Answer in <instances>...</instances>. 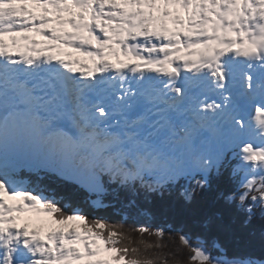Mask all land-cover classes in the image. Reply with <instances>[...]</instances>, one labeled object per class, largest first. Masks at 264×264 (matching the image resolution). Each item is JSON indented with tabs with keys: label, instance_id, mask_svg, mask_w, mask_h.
<instances>
[{
	"label": "snow or ice",
	"instance_id": "1",
	"mask_svg": "<svg viewBox=\"0 0 264 264\" xmlns=\"http://www.w3.org/2000/svg\"><path fill=\"white\" fill-rule=\"evenodd\" d=\"M0 264H264V0H0Z\"/></svg>",
	"mask_w": 264,
	"mask_h": 264
},
{
	"label": "trees",
	"instance_id": "2",
	"mask_svg": "<svg viewBox=\"0 0 264 264\" xmlns=\"http://www.w3.org/2000/svg\"><path fill=\"white\" fill-rule=\"evenodd\" d=\"M103 215H109V219H111L113 221H116V222H119V218L118 217H112L110 214H103ZM126 226H128V225H126ZM136 235L138 237V234H136ZM148 239L150 240V242H154V238L149 237ZM165 243H168V241L165 240ZM165 251H167V249H165Z\"/></svg>",
	"mask_w": 264,
	"mask_h": 264
},
{
	"label": "rangeland",
	"instance_id": "3",
	"mask_svg": "<svg viewBox=\"0 0 264 264\" xmlns=\"http://www.w3.org/2000/svg\"><path fill=\"white\" fill-rule=\"evenodd\" d=\"M77 223H79V222H77Z\"/></svg>",
	"mask_w": 264,
	"mask_h": 264
},
{
	"label": "bare ground",
	"instance_id": "4",
	"mask_svg": "<svg viewBox=\"0 0 264 264\" xmlns=\"http://www.w3.org/2000/svg\"><path fill=\"white\" fill-rule=\"evenodd\" d=\"M171 26V25H170Z\"/></svg>",
	"mask_w": 264,
	"mask_h": 264
}]
</instances>
